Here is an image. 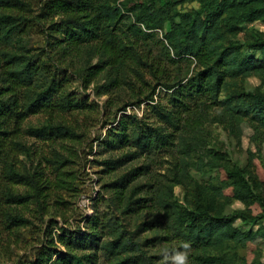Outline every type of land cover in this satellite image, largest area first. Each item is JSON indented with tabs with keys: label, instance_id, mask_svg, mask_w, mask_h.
<instances>
[{
	"label": "trees",
	"instance_id": "trees-1",
	"mask_svg": "<svg viewBox=\"0 0 264 264\" xmlns=\"http://www.w3.org/2000/svg\"><path fill=\"white\" fill-rule=\"evenodd\" d=\"M186 1L198 7L176 18L162 7L169 0H45L37 13L32 0H0V247L32 223L25 212H46L69 182L63 150L77 143L71 120L89 106L67 89L62 70L85 63V85L103 81L104 115H120L99 144L112 153L102 164L106 172L127 167L106 185L116 216L89 218L80 239L58 236L65 253L46 247L12 264H161L158 249L181 240L191 241V264H259L264 226L233 224L264 219V91L240 87L249 76L264 85V33L245 43L235 37L243 23L264 22V0ZM35 20L48 24L51 39L31 50L22 39ZM123 91L130 97L119 104ZM129 105L141 116L123 113ZM37 114L45 123L24 127ZM211 124L254 143L248 171L225 165ZM22 135L51 147L44 162L20 159L32 154ZM212 169L217 181L193 180L192 172ZM235 200L244 209L226 213ZM126 215L140 218L133 229L117 221Z\"/></svg>",
	"mask_w": 264,
	"mask_h": 264
},
{
	"label": "rangeland",
	"instance_id": "rangeland-1",
	"mask_svg": "<svg viewBox=\"0 0 264 264\" xmlns=\"http://www.w3.org/2000/svg\"><path fill=\"white\" fill-rule=\"evenodd\" d=\"M44 2L45 0H32L33 12H39ZM162 7L169 16L177 18V14L195 9L198 4L186 0H169ZM168 27L169 25L166 23L164 30H167ZM240 28L241 30L236 35L235 40L245 43L247 40L254 39L264 33V22L259 20L246 22ZM49 33L47 23L35 20L32 22L29 34L23 37L22 43H25L31 50H38L43 47L45 40L51 39ZM246 53L256 58L259 57V53L254 50L248 49ZM91 62H95V60ZM86 65L85 63H76L67 71L65 69L61 71V77H66L68 80L67 89L78 100H84L89 106L77 113L75 120H71V124H73L78 135L77 143L66 142L68 149L59 148L69 157V161L66 162V170L71 171V175L68 179L69 182L66 183V189L59 190L54 194L49 200L50 206L43 214L38 215L32 210L25 212L26 216L33 221L31 224L20 228L15 236L7 237L5 245L0 247V264H12L18 260H33L38 251L46 247L54 248L59 254L65 253L67 248L59 241L58 236H62L64 239H80L88 230L86 222L89 218L96 215L105 218L117 215L110 202V193L106 185L125 172L127 167L112 172L104 171L105 167L102 162L112 153L102 152L99 144L104 139L107 129L115 124L114 116H119L120 112L115 113L113 108L112 114L104 115L106 111L104 101L107 96L97 93V86L103 81L97 77L89 85H85L83 78ZM240 87L247 91L256 88L264 91V85L261 86L260 81L255 76L243 78L240 81ZM129 97L130 94L123 91L117 96V100L120 102L119 104H122L128 102ZM131 110L141 116V107L138 108L133 105H129L123 113H129ZM44 123V115L37 114L29 116L24 127H39ZM209 130L211 132V144L224 154L225 165L229 167L238 166L248 171L246 164L248 151H255V145L249 137L243 134L240 138H234L228 135L226 129L218 124L209 125ZM22 140L31 147L32 154L29 157L20 156V159L27 164L32 163L34 165L39 160L44 162L43 156H49L51 147L47 143L28 135H22ZM44 164L42 163V166ZM191 175L197 183L208 179L218 180V173L215 169L204 173L192 172ZM174 193L177 199L183 202L184 189L176 186ZM31 208H35V205H32ZM243 209L244 205L235 200L227 205L225 212L232 213ZM116 218L126 229H133L136 221L140 220V218L136 220L131 215ZM233 225L241 230H256L264 226V219L255 223H244L237 219ZM145 234L141 235L145 236ZM70 246L72 247V243ZM258 250L257 261L259 264H264V239L260 242ZM80 252L77 251V253ZM238 252L240 255L243 254L241 249H238ZM158 263H161V260Z\"/></svg>",
	"mask_w": 264,
	"mask_h": 264
},
{
	"label": "clouds",
	"instance_id": "clouds-1",
	"mask_svg": "<svg viewBox=\"0 0 264 264\" xmlns=\"http://www.w3.org/2000/svg\"><path fill=\"white\" fill-rule=\"evenodd\" d=\"M191 254L192 244L189 240H181L176 245L163 246L157 252L161 264H191Z\"/></svg>",
	"mask_w": 264,
	"mask_h": 264
}]
</instances>
